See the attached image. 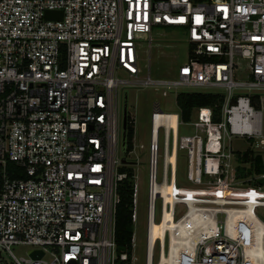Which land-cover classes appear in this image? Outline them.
<instances>
[{
  "label": "built area",
  "instance_id": "built-area-1",
  "mask_svg": "<svg viewBox=\"0 0 264 264\" xmlns=\"http://www.w3.org/2000/svg\"><path fill=\"white\" fill-rule=\"evenodd\" d=\"M48 10L63 16L47 18ZM168 30L186 35L188 60L153 79L151 51ZM131 87L173 94L177 108L154 103L148 146L129 110L127 159L138 147L148 152L145 264H264V171L239 159L264 151V0H0V264L4 252L16 264H116ZM181 92L222 99L185 120ZM187 127L195 132L182 134ZM235 138L251 147L238 149ZM167 210L177 220L199 215L190 246L172 257L171 229L154 235ZM135 234L132 254L120 255L132 264Z\"/></svg>",
  "mask_w": 264,
  "mask_h": 264
},
{
  "label": "rangeland",
  "instance_id": "rangeland-1",
  "mask_svg": "<svg viewBox=\"0 0 264 264\" xmlns=\"http://www.w3.org/2000/svg\"><path fill=\"white\" fill-rule=\"evenodd\" d=\"M162 43L164 45H155L151 51V76L153 79H163L171 77L177 72L178 66L188 60V43L186 35L182 31L168 30ZM157 43V42H155ZM148 55L144 54L142 64L145 72L148 67ZM193 91L192 89H188ZM129 110L132 115L137 119V136L139 141L148 146L150 140L151 129V115L155 102H160L161 107L169 112L176 111L177 108L174 104V95L164 97L161 91H157L154 87L146 88H129ZM195 132L193 127L183 128L182 134H193ZM234 145L241 150L251 147V144L246 140L235 138ZM162 152V151H161ZM264 156V151L259 152ZM121 158L124 156L122 149H119ZM128 160L138 162V164L124 163L121 165L120 170L131 172L132 169L136 172V181L138 183V220L134 224V231L136 235L137 246L135 248V255L137 259L133 264H145L146 256V220H147V197H148V152L146 149L137 148L133 153L128 154ZM16 163H10L9 169H14ZM160 167L162 168V159L160 160ZM182 173H186L187 163L183 160L180 164ZM18 255L25 254L26 248H14ZM3 256L7 264H16L9 253L4 252Z\"/></svg>",
  "mask_w": 264,
  "mask_h": 264
},
{
  "label": "trees",
  "instance_id": "trees-1",
  "mask_svg": "<svg viewBox=\"0 0 264 264\" xmlns=\"http://www.w3.org/2000/svg\"><path fill=\"white\" fill-rule=\"evenodd\" d=\"M178 105L182 110V118L189 120L192 112L197 107L211 106L216 108L217 104L221 102V96L218 93H204V92H181L177 96ZM134 136V126L132 122L129 124L128 142L129 150H131V142ZM240 162L252 161L257 165V170L264 171V156L262 154H251L250 151L239 156ZM239 172L246 175L247 168L239 167ZM134 170L129 172L127 179L119 184L118 192L120 195V202L117 206V226H116V240L117 253L119 257L116 264H132L130 260H121L122 253L132 254V238L134 233V223L132 219L133 213V193H134Z\"/></svg>",
  "mask_w": 264,
  "mask_h": 264
},
{
  "label": "bare ground",
  "instance_id": "bare-ground-1",
  "mask_svg": "<svg viewBox=\"0 0 264 264\" xmlns=\"http://www.w3.org/2000/svg\"><path fill=\"white\" fill-rule=\"evenodd\" d=\"M174 125L176 124V119L173 122ZM172 189V187H170ZM169 189V190H170ZM174 207V206H173ZM173 211L170 212L169 210L166 211L164 221L163 222H157L154 226V235L161 234L162 236L165 234V229L170 228L171 233V253L170 257L174 254V252L179 248V245L182 243H186V247H189L190 244L187 243V237H189V229L192 228L196 220L199 219V215L192 213L189 217H186L183 220H177L175 219V216L173 215ZM188 235V236H187Z\"/></svg>",
  "mask_w": 264,
  "mask_h": 264
},
{
  "label": "water",
  "instance_id": "water-1",
  "mask_svg": "<svg viewBox=\"0 0 264 264\" xmlns=\"http://www.w3.org/2000/svg\"><path fill=\"white\" fill-rule=\"evenodd\" d=\"M63 12L59 10H48L46 12L47 18H62ZM129 90L125 91V101H124V111H123V122H122V135H121V145L122 151L124 152L123 163H129L127 159L128 151V132H129ZM31 255L36 258H41L44 255L42 250H31Z\"/></svg>",
  "mask_w": 264,
  "mask_h": 264
}]
</instances>
